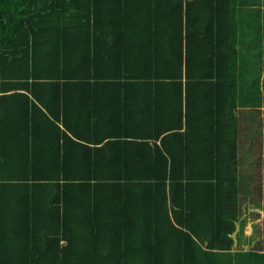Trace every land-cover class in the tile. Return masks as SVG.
I'll use <instances>...</instances> for the list:
<instances>
[{"label": "trees", "instance_id": "1", "mask_svg": "<svg viewBox=\"0 0 264 264\" xmlns=\"http://www.w3.org/2000/svg\"><path fill=\"white\" fill-rule=\"evenodd\" d=\"M262 5L0 0V264H264Z\"/></svg>", "mask_w": 264, "mask_h": 264}, {"label": "crops", "instance_id": "2", "mask_svg": "<svg viewBox=\"0 0 264 264\" xmlns=\"http://www.w3.org/2000/svg\"><path fill=\"white\" fill-rule=\"evenodd\" d=\"M258 8L260 9V25L264 26V23H263L264 22V6L262 5ZM157 36H158V34H155L153 39L155 38V40H156ZM130 37L134 40L137 39V42L141 38L140 35L136 36L133 33H132V36H130ZM250 39H251V37H250ZM245 45L248 47L247 52L250 54L248 56L249 60L251 59V60H254L255 62H258V63L260 62L261 64H263L262 62L264 60V27L261 28V36L259 39H256L255 42H245ZM116 46H118V45L116 44ZM89 48L91 50L92 57L98 58L99 60H103L105 58H108L107 57V49H108L107 42L100 39L98 42H91ZM263 78L264 77L262 76V81H263ZM92 91H95L97 96L91 97V99H92V101H90L91 107H93L94 109H98V108H101L103 106H105V108H110V106H112V104H110V98L106 97V95L108 93L107 89H105V88H94V89H92ZM93 111L94 110H92V112ZM106 111H109V110L106 109L104 112H106ZM113 122L115 125H118V121L114 120ZM106 125H108V124H106ZM108 132H110V130H108ZM123 132H125V130ZM106 133L107 132H103V133L101 132L99 137L106 135ZM107 138H108V136L106 137V139ZM134 138H136L134 129L132 130V135L129 136V135L124 134L122 137L123 140H131V139L136 140ZM113 187L112 188H100V189H113ZM114 189H117L119 191V194H116L115 196L110 195V197L105 195V194H100L99 196H104V197L99 198V204H101L103 207L106 208L107 204L109 202L114 201L116 203V205H119V206H124V205L130 206V204H135L134 202L135 201L137 202L138 198L140 196V194L138 192L140 190V188L135 184H121ZM84 202L91 203L90 200H86ZM95 202H97V201H95ZM128 202H131V203L128 204ZM99 234H102V232H100ZM241 246H242V242H241Z\"/></svg>", "mask_w": 264, "mask_h": 264}, {"label": "rangeland", "instance_id": "3", "mask_svg": "<svg viewBox=\"0 0 264 264\" xmlns=\"http://www.w3.org/2000/svg\"><path fill=\"white\" fill-rule=\"evenodd\" d=\"M262 83H263V81L261 82V84ZM242 154H243V156H241V158L243 160V168L244 167L247 168V165L245 163L246 162L245 160L248 159L247 152L244 151V153H242ZM240 155H241V153H240ZM256 172H257L256 170L253 173H251V172L249 173L246 169L242 170V173H247V174H251V175L252 174L257 175V174H255ZM249 196L251 197L252 194ZM249 207L252 210L251 212H260L261 216L257 219L249 217L243 235H239L240 231L238 232L237 238L240 236V239L242 240L241 248L244 250L251 247V239L250 238L253 235V226L255 224L259 225L260 228H257V229H259L260 231H263V227H264V225H263L264 224V209L258 210L254 204H250ZM258 233H259V231H258Z\"/></svg>", "mask_w": 264, "mask_h": 264}, {"label": "water", "instance_id": "4", "mask_svg": "<svg viewBox=\"0 0 264 264\" xmlns=\"http://www.w3.org/2000/svg\"><path fill=\"white\" fill-rule=\"evenodd\" d=\"M240 231V223H236V228H235V231L231 234V238L233 239L234 241V248H237L238 246V238H237V235H238V232Z\"/></svg>", "mask_w": 264, "mask_h": 264}]
</instances>
